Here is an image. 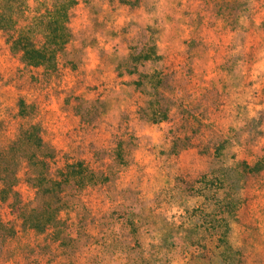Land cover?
<instances>
[{
    "label": "rangeland",
    "instance_id": "obj_1",
    "mask_svg": "<svg viewBox=\"0 0 264 264\" xmlns=\"http://www.w3.org/2000/svg\"><path fill=\"white\" fill-rule=\"evenodd\" d=\"M263 18L260 0H74L42 72L0 31V147L42 139L40 163L9 150L0 264H264V166L220 168L264 158L243 140L264 129ZM79 161L91 176L64 181Z\"/></svg>",
    "mask_w": 264,
    "mask_h": 264
},
{
    "label": "trees",
    "instance_id": "obj_2",
    "mask_svg": "<svg viewBox=\"0 0 264 264\" xmlns=\"http://www.w3.org/2000/svg\"><path fill=\"white\" fill-rule=\"evenodd\" d=\"M0 0V31L4 36L7 50L18 57L23 65L33 70L48 71L56 68L58 57L68 44L71 38L69 29V9L74 0ZM264 2V0H260ZM259 27L264 29V18L259 22ZM256 124L246 131L245 141H259L264 139V129H258ZM257 138V139H256ZM8 148L0 147V200H5L10 193H15L14 183L16 178V169L19 161L17 154L10 156V152L16 146L21 149L22 155L30 151V155H26L29 160L40 163V159L32 153L35 146L42 143V139L38 134V128L34 124L28 125L16 137V140ZM18 146V147H17ZM219 148H221L219 146ZM219 148H214L215 150ZM16 158V159H15ZM264 158L257 159L253 165L247 161L241 160L236 165H228L220 167L226 174L236 172L238 177L247 178L249 173L259 171L264 166ZM77 164V166H76ZM61 172L64 176L63 180L68 181L70 178L82 180L87 176H91L90 172L83 166L82 162L68 163ZM80 167L79 169H75ZM40 177L36 180L37 190L42 186L48 185V193H51L61 183L60 180L54 179L47 174L41 173L36 175ZM216 183L222 184V180L216 179ZM47 200V197H45ZM39 207V205L37 206ZM43 208V206H42ZM35 209V208H34ZM46 209V204H44ZM31 222L36 220L35 215L27 214ZM35 218V219H34ZM1 221V220H0ZM0 226H3L0 224ZM5 228V226H4Z\"/></svg>",
    "mask_w": 264,
    "mask_h": 264
}]
</instances>
